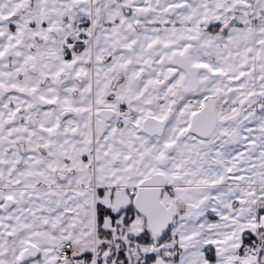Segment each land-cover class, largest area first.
Listing matches in <instances>:
<instances>
[{
  "label": "snow or ice",
  "instance_id": "6c2138e0",
  "mask_svg": "<svg viewBox=\"0 0 264 264\" xmlns=\"http://www.w3.org/2000/svg\"><path fill=\"white\" fill-rule=\"evenodd\" d=\"M0 264H264V0H0Z\"/></svg>",
  "mask_w": 264,
  "mask_h": 264
}]
</instances>
